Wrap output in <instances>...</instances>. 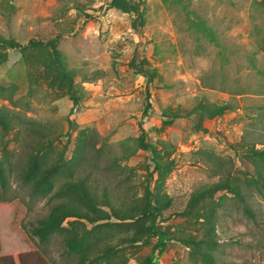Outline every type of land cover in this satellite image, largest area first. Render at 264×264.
I'll use <instances>...</instances> for the list:
<instances>
[{"label":"rangeland","instance_id":"rangeland-1","mask_svg":"<svg viewBox=\"0 0 264 264\" xmlns=\"http://www.w3.org/2000/svg\"><path fill=\"white\" fill-rule=\"evenodd\" d=\"M132 1L143 15L136 28L133 13L110 0H0V37L22 45L57 37L61 59L81 87L73 104L68 92L50 85L48 46H29L25 55L0 48V163L7 177L0 186V256L34 252L45 264H80L81 256L89 264H142L156 242L143 241L149 222L114 216L105 186L122 207L142 205L147 189L167 200L156 227L168 239L155 251L156 264H203L199 250L181 239L200 237L208 215L217 264H264V162L250 150L264 143V1ZM139 68L153 74L148 85ZM214 104L225 108L202 111ZM138 123L157 155L137 146ZM83 128L94 129L101 147L93 167L89 147L81 166L70 160ZM36 130L48 135L41 162L53 188L45 196L21 178ZM54 162L60 167L49 171ZM84 170H90L87 191L76 184ZM59 200L78 214L40 241L31 228ZM80 239L83 255L66 244Z\"/></svg>","mask_w":264,"mask_h":264},{"label":"trees","instance_id":"trees-1","mask_svg":"<svg viewBox=\"0 0 264 264\" xmlns=\"http://www.w3.org/2000/svg\"><path fill=\"white\" fill-rule=\"evenodd\" d=\"M264 1V0H263ZM110 5L112 7H116L122 9L123 11L132 12L133 17L131 19V26L133 28L137 27V23L142 24L143 15L140 9V5L137 2L132 0H110ZM29 46L33 47H46L48 46L53 63H47L46 76H50V85L58 84L60 89L65 90L69 93L70 98L72 99L73 104H76L79 100L78 92L81 87L74 85L72 79V73L69 71L63 60L61 59V53L57 48V37L48 40L47 42H43L40 40L30 39L29 43L26 45H22L19 42L15 41L12 38H3L0 37V48H18L19 51L25 55V51ZM138 73L146 78V85L151 83L153 74L150 73L146 69H138ZM147 90V86H146ZM150 94L146 91V99L148 100ZM151 108V104L147 101L144 112L148 113ZM225 108V105L214 104L212 108L202 107V111H205L209 114H212L216 111H221V109ZM139 128V137L135 139L137 146L144 150H150L153 153V156L157 155L158 149L157 146L153 142H149L146 140V133L141 123H138ZM96 133L94 129L91 128H83L79 131L77 136V141L75 148L72 152L70 160L74 165L81 166L84 161V150L86 147H89L90 151H92V161L87 162L88 166H94V159L98 157V154L101 151V147L96 146L95 137ZM37 139L33 143L32 151L27 155V165L22 167L21 178L25 182L30 183L31 192L36 195H50V192L53 188V180L51 179V175L47 176L48 169H43L41 162V157L44 149V141L48 139V135L42 133L41 131L36 130ZM252 153L256 154L258 157L262 159L264 162V143H262L261 147L255 149V147H251L250 149ZM154 160V159H153ZM82 161V162H81ZM52 167L49 168V171L55 170L60 167V164L54 162ZM67 167V165H65ZM75 167V166H74ZM96 168V167H94ZM111 166L105 167V170L108 169V172H112L109 170ZM51 169V170H50ZM69 171V170H68ZM85 173V175H83ZM90 170L87 172L82 171L81 177H78L77 185L83 188V191H87L85 187L86 181L89 179ZM108 176V180H109ZM7 182L5 167L2 163H0V186L5 187ZM261 185L264 187V177H261ZM215 187L217 184L214 185ZM104 189V199L108 208H110L112 214L116 216L118 219H134L138 217H142L148 220V224L144 226V240L145 242H149L153 237H156V242L152 247L150 253L145 256L142 264H156L157 255H155V251L157 249H162L165 246V242L168 239L167 234L164 231H161L156 227V220L161 215V206L167 203L166 199H156L153 193L147 189L144 196V203L142 205H138V203H129L126 206H123V203H118L119 201L113 200V195L110 194ZM209 188H201L199 191L192 195V200H197L204 192L208 191ZM236 194L238 190H234ZM52 198L50 197V200ZM249 211L248 209H246ZM78 212L72 209L65 201H56L52 202L49 208L48 213L45 217L38 220L37 224L31 228V232L38 237L40 241H46L50 234H52L56 229L60 228L64 219L71 215H77ZM210 214V213H209ZM207 223L208 225L205 227L204 233L200 237H186L181 239L182 243L191 246V249L198 251L202 258L203 264H217L214 258V255L211 253L213 249L216 247V240L214 239V225L211 224L210 219L211 215H208ZM138 238H132L130 242H137ZM67 247L70 250H74L80 255H83L85 240H68ZM202 247H205L203 249ZM30 255H32L30 257ZM0 264H45L44 258L42 259L34 252H19L13 253L5 256H0ZM80 264H89L83 261V257L80 258Z\"/></svg>","mask_w":264,"mask_h":264}]
</instances>
